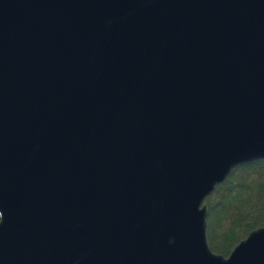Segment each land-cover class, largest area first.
Segmentation results:
<instances>
[{
    "label": "water",
    "instance_id": "1",
    "mask_svg": "<svg viewBox=\"0 0 264 264\" xmlns=\"http://www.w3.org/2000/svg\"><path fill=\"white\" fill-rule=\"evenodd\" d=\"M255 158L264 0H0V264H264L206 239Z\"/></svg>",
    "mask_w": 264,
    "mask_h": 264
},
{
    "label": "trees",
    "instance_id": "2",
    "mask_svg": "<svg viewBox=\"0 0 264 264\" xmlns=\"http://www.w3.org/2000/svg\"><path fill=\"white\" fill-rule=\"evenodd\" d=\"M203 201L208 246L226 256L248 231L264 225V158L233 166Z\"/></svg>",
    "mask_w": 264,
    "mask_h": 264
}]
</instances>
